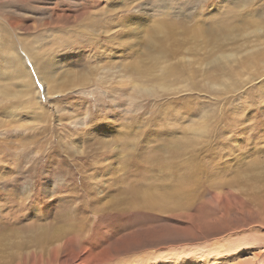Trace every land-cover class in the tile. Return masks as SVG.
I'll return each instance as SVG.
<instances>
[{
	"label": "rangeland",
	"instance_id": "rangeland-1",
	"mask_svg": "<svg viewBox=\"0 0 264 264\" xmlns=\"http://www.w3.org/2000/svg\"><path fill=\"white\" fill-rule=\"evenodd\" d=\"M107 1L0 0V18H10L14 24L5 25L0 39V51L6 55L0 52V263L61 264L62 256L54 259L50 250L61 246L58 239L70 232L77 238L71 245L76 252L88 247L93 256H113L103 264H137L143 259V264H156L172 254L211 259L223 251L232 256L241 250L246 253L231 264H264V202L256 206L248 199L242 201L246 220L241 231L219 228L203 234L210 220H221V210L210 208V204L218 203L215 198L225 185H236L243 196L253 190L264 194V125L243 136L239 130L245 124H236L234 129L220 123L215 132L202 135L201 111L205 112L212 100L204 92H189L190 82L195 88L204 84L200 69L194 79L183 77L170 84L164 62L155 64L148 53L149 45L159 47L155 42L159 37L149 40L147 29L161 27L164 17L177 21L176 35L189 34L196 43L193 31L197 24L191 15H198L201 0H183L188 9L164 0L136 1L144 8L131 19L137 29L126 37V47L108 45L106 55L104 49L90 52L81 37L75 38L77 44H70L64 38L66 28L84 26L91 16L104 12ZM208 2L211 6L216 0ZM65 11L80 16L69 25L54 22ZM208 11H198L203 21L217 9ZM114 17L120 20L117 14ZM114 30L118 27L110 32ZM100 41L105 43V37ZM109 50H113L111 55ZM216 56L203 60L209 86L219 84L222 75L211 64ZM105 57L113 67L104 65L96 74L105 77L102 81L112 90L89 85L83 92L66 90L69 82H87L88 69L101 67ZM160 66L162 69L157 68ZM253 113L258 119L264 116L260 110ZM233 119L242 122L240 117ZM173 153L180 158H173ZM189 163L194 173L187 179L188 210L169 211L174 203L163 197L154 201L166 209L163 212L129 204L144 202L146 193L158 196L164 189L173 190L175 173L183 171L184 177ZM225 196L227 193L222 194L223 199ZM236 203L231 200L229 207L235 208ZM189 217H193L192 223ZM185 229L193 233L203 230L204 236L177 243ZM159 235L173 242L156 248ZM136 242L143 246L129 248ZM204 262L211 264V260Z\"/></svg>",
	"mask_w": 264,
	"mask_h": 264
},
{
	"label": "bare ground",
	"instance_id": "bare-ground-1",
	"mask_svg": "<svg viewBox=\"0 0 264 264\" xmlns=\"http://www.w3.org/2000/svg\"><path fill=\"white\" fill-rule=\"evenodd\" d=\"M136 1L138 0H109L107 1L109 6L106 9L103 8L104 9V12L102 11L103 13L100 14L96 12L97 14H94V16H91L89 20L85 24H83L84 26H80L82 28L80 27L78 29L66 28V31H65L66 33L64 32L65 33L64 38L67 41L69 40L70 44H75V43L77 44V42L75 41V38L81 37L82 39L88 42L87 46L89 47L90 52L97 51V50L99 51L101 49H104L105 55H106V51H107L106 49L108 45H117L122 48L126 47L128 45L127 40L128 38H130L131 33L133 35L134 30L137 29L136 25L133 24L131 19H133L134 16H136L137 12L138 13L139 11H141V13L142 11L144 12V8L140 9L141 5L140 4L138 5ZM188 1L194 2L195 0H188ZM155 2L158 3V0L157 1L155 0ZM164 2L165 3L173 2V4H175L176 6L178 5L182 7L183 9H188L186 3L183 0H169V1L164 0ZM212 4L213 5H211L212 6L211 7L209 5L208 0H201L199 6L197 7V11H196L198 15L197 16L191 15V17H194L192 18V21H194V24H197V26L195 27V31H193V32H196L194 33V36L197 38L195 41L196 43L192 42V39L189 37V34L188 36L176 35L175 23H177V21L174 20L175 23H172L168 18L164 17L160 21L162 24L161 27L159 26L155 27L152 25L149 27V29H147L148 31L147 38L149 40L152 36L158 35L159 39H157L155 42L158 43L159 47H155L153 44L149 45V42L146 44V47H148L149 45L148 53H149V56L151 57V61H153L155 64L164 62V71L166 73L164 75H167L170 78L168 81V83L170 84H174L177 81L180 82L179 81L180 78H183V77H190L191 79H194L195 76L198 74V69H200L201 74L204 77V80H203L204 84L198 86V88H195L193 81L190 82L189 86L191 89L189 90V92L190 93L191 92L192 93L193 92H200V93L204 92V94H208V96L211 97L210 100H212L211 104L208 105L209 107L206 109V111L205 110H204L205 112L201 111L202 112L201 117H203L204 119L202 121V123L204 124L203 129H205V131L201 133L202 135H208L210 132L212 133L215 132L214 130L216 126L221 123L224 125L228 124L230 127L232 126V128L234 129L237 127L236 124H238V126L239 125L243 126L245 124L242 127V129L239 130L244 136V135H247V133L250 132L252 129H254V131L259 129L258 125L260 124L264 125V122L262 121V119H264V116L262 119H258L253 113L255 110L256 111L260 110L264 115V0H216V2H213ZM211 9L213 10L217 9V12L208 13L206 16L207 18L203 21L202 18L204 16L203 17L201 16L202 18H200V15L202 14L198 13V11L206 14L207 12H209L208 10H211ZM116 14L120 18L119 21H117L116 17H114V15ZM175 15L179 16L178 14H175ZM79 16H80L79 14L73 15L72 11H65L63 12L62 15L58 14L54 22L58 24L61 22H64V24H66L67 22L69 25L70 23H72V21L77 20ZM45 24H48V22H46ZM5 25L12 27L14 24L11 22L10 18H5V20L4 19L0 20V31H1L0 39L3 38L4 34H2V31H3V28L5 29ZM87 27L90 28V31L87 29ZM114 27H118V30H114L111 33L110 30ZM24 31H25V28H24ZM163 31H164V34H159ZM188 31L190 33V28L188 29ZM103 37H105V43L100 44L101 43L100 40ZM119 47L115 49V53L119 49ZM112 51L109 50L107 54L111 55ZM0 52L4 54V50H1ZM216 54L217 56L215 59H213L211 64L212 66H214V69H219L222 75H220L219 84L209 86L205 82V72L202 68L204 65L203 60L205 58L212 57ZM107 59L108 58L105 57V61L103 62L101 67H94V68L90 67L88 69L87 71L88 79L85 80L87 82L83 81L82 84H77V85H73L72 82H69L66 90L69 91V89L76 88V90L83 92L84 90L89 89L88 85L90 87H95L97 89L106 88L107 90H112L108 86H105V82L102 81L105 77L104 78L100 77L99 75L100 73L96 74V71L98 72L99 70H101L104 67V65L112 66L111 63L106 61ZM41 61L42 60H40V62ZM45 62L48 63L47 61ZM51 66L52 65H50L49 68ZM51 68H54V66ZM157 68L162 69L161 66ZM108 70L110 71V69ZM17 71H18V68H17ZM105 75H109V74H105ZM41 77L42 76H40V79H42ZM114 77H115L114 75L112 74L110 75V78L112 79V81L114 80L113 79ZM107 79H109V76L106 77V80ZM51 80L50 82L51 84H53ZM57 81L59 82V80ZM108 84H109V81H108ZM58 85L61 86L62 84L60 85L58 83ZM46 86H47V82H46ZM30 88L31 87L29 88L27 87V89H29L28 91H30ZM54 93L61 94V93H64V91L55 90ZM146 94H147V90H146ZM186 109L188 110L189 108L187 107L185 108V110ZM239 109H240V113H239ZM190 114L191 113H189V115L186 116V118L189 117ZM236 116L237 118L240 117V120L242 122L234 120L233 118H236ZM229 129L233 131V129L231 128ZM183 151L187 153L186 150H181L182 154L185 153ZM188 152L190 154L192 153L191 151H188ZM172 156L173 158H177L179 157V154L173 153ZM189 158L191 159V157ZM187 165H188L189 171L187 170V172L184 173V177H183V171H181L182 173L181 172L175 173V175H178V176L174 181L173 190H171V187L169 189H164L165 191L159 194L158 196L156 194L148 195V193H146L145 194L146 196H144L146 198V199L144 198L145 200L144 202L130 201L129 204L134 207L138 206V204H142L146 208L151 209L153 211L157 210L158 212L160 211L163 212L166 209H163L162 206H160V203L154 202V201H159L158 198L163 197V199H167L168 201L174 203L173 205L174 208L169 209V211L176 213L177 211H181L182 209H184V211L188 210V208L190 207V203L188 202L189 198H188V194L186 191V188L189 185L187 179L189 180V176L191 175L193 176L194 172H192L191 164L189 163ZM223 188H224V191L223 189L220 191H223L222 194L227 193V196H225V198L223 199L222 194H221L220 196H218V198H215L219 200L218 203L210 204V208H215L217 206L221 210V212L218 213L221 216V220H213V219L210 220L207 223L206 228L203 227L206 229L205 231L198 230L199 232L193 233V231L191 232V231H188L187 229L181 230L182 232H184V235L182 236V234H180L181 235L180 238L178 237L176 238L177 243L178 242H180V244L186 243L192 239L199 238L203 234L207 235L206 234L207 232L214 233L218 231L219 228H221V230H224V229L233 230V231L236 230L237 232L240 229L241 231V227L243 226V223H244L243 221L246 220L242 216V214H244L243 213L244 202L242 204V201L243 200L245 201L246 199H248L252 201L253 204H255L256 206L264 202V194L260 195L257 191L253 190V192H248L247 194L245 193L243 196V191L238 189L237 186L232 183L225 185ZM137 191L141 193L139 189ZM134 198L137 199L138 195L137 196L135 195ZM147 200H152L155 203V209H153L154 203L147 204L146 203ZM231 200L233 201L236 200L237 203L235 204V208L229 207L230 205L229 203ZM245 205H246V202H245ZM167 208H169V206ZM245 210H246V207H245ZM216 211L218 212V210ZM255 213L256 212H254V214ZM263 215H264V212H263ZM187 220L191 221L192 223L193 217H189ZM256 221H258V219ZM202 231H203V234H202ZM68 233L69 234L66 233L62 238L60 236H57V238L60 237L58 239V243L60 242L61 246L58 245L54 247V244H53L54 248L50 250V255H52L54 259L62 256L61 264H81L82 262L84 264H103L108 259L112 260L113 256H107V257L93 256V253L91 252L90 248L88 249V247H83L82 250L76 252L71 246L76 241L75 239H77L76 235H72V233L70 232ZM157 239L158 240H155L156 248L159 246L164 248L167 246L168 243L170 245V242H173L171 241V238H168V237L164 238V236L162 235H159ZM41 244H45V243H41ZM138 246H143V244H141L140 242H136V245L129 246V248L138 247ZM244 253H246V250H241L240 252H236L235 254H232V256L229 253L230 255L229 256L225 253V251H223L219 253V255H213L214 257H211V259L202 258L198 255H195L192 257H185V256L182 257L179 255L172 256L173 255L172 254L170 256L167 255V257H163V258L158 257L162 259L156 264H200V262L205 264L204 260L209 261V262L211 260V264H231V261L239 259ZM145 260L146 259H143L141 260V262H138V261L137 262L143 264ZM253 263H254L253 261H249L248 263L239 261L236 264H253ZM0 264H10V262H4ZM133 264H136V263H133Z\"/></svg>",
	"mask_w": 264,
	"mask_h": 264
}]
</instances>
